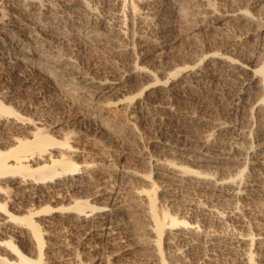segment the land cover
<instances>
[{
  "label": "bare ground",
  "instance_id": "bare-ground-1",
  "mask_svg": "<svg viewBox=\"0 0 264 264\" xmlns=\"http://www.w3.org/2000/svg\"><path fill=\"white\" fill-rule=\"evenodd\" d=\"M200 1L205 4L212 17L226 19L236 27L251 23L250 25L255 26L246 33L253 31L252 33L264 37V15L256 14L239 4L230 9H220V6L213 7L209 0ZM255 1L249 0V3L256 5ZM66 3L67 7H63L56 0H0V69L6 66L25 71L38 68L49 78L62 81V78H59L60 72L63 73L75 63L74 55L70 51L71 46L84 43L102 47L108 43V36L123 41L132 39L133 45H122L120 49H124L132 57L139 51V55L145 58L148 53H156L173 44L175 39L170 30L175 29V24L172 23L169 11L181 12L184 8H189V3L184 0H109L108 3L103 2L102 6L101 2L97 4L95 0H69ZM145 20L154 23L155 33L150 34L147 28L142 27L141 23ZM232 54L215 50L205 51L197 55L198 58L196 62L193 60V64L174 70H170L171 67L168 69L167 66L158 67L156 63L153 66H145L133 58V61L130 59L132 62L129 68L120 74L104 73L99 77L84 75V78L96 92L108 88L122 96L118 101H109V106H106L124 105L127 110L133 112L141 102L139 100H154L165 93L173 97H183L192 88L191 83L194 80L201 81L208 75L228 76L245 86H254L261 90L262 94L258 96L260 98L249 103L248 111L252 112V115L257 111L264 114V61L261 62L258 58L245 60ZM35 56H39L38 60ZM131 77H142L147 79V82L145 81L136 94L126 96ZM240 94L245 96L247 92L244 90ZM112 102L115 103L112 105ZM105 108H86L91 126L105 132L121 130L122 125L129 129L134 128L132 123L126 122L119 123V126ZM261 120L263 124L260 123V127L263 128L264 117ZM39 123L38 119L26 116L12 106L0 92V231L8 235L7 239H0V264H51L48 254L52 249H47L50 246L62 250L71 264H132L122 259L123 256L131 254L134 247L129 242L123 243L120 236V220L124 218V210L128 208L113 194L112 185L105 184V177L114 175L115 168L93 161H79L74 157L73 152H77L79 147H74L71 143L72 135L58 138L47 127L38 125ZM227 129L229 130L226 123L219 122L214 130L222 133ZM252 132L248 131L246 137H250ZM213 134L210 131L199 138L202 159L218 162L225 157L219 153H208L210 148L216 147H213L216 144H213ZM230 143L231 149L240 148L241 142ZM261 156L259 164L264 166V149ZM156 164L173 182L198 186L204 190L218 192L219 196L226 194L235 199H250L255 195L253 191L262 193L264 198V173L258 172L257 176H250L252 174L247 169L248 164L236 170L235 174L221 178L208 171L174 161H156ZM118 176L123 181L128 180L123 192L140 197L137 206H143L146 210L149 223L144 225L139 222V218L138 222L144 225L145 243L149 246L156 264H167L164 247L172 243V238L188 239L189 236L197 238L201 235H205L213 244L225 243L232 247L241 245L242 261L246 264L255 263L253 247L256 243H264V231H249L240 215L241 212L236 210L238 207L226 211L210 209L218 222L229 219L236 225L229 231L208 229L198 222L179 218L159 208L157 194L161 185L155 180L142 176L150 181L149 188H144L129 183L130 178L136 176L134 172L126 170ZM237 179H240L239 185L235 184ZM242 183L244 187L241 186ZM42 200L58 201L62 205L38 206L37 203ZM10 206H17L24 214H16ZM58 221L81 231V249L56 237L50 227ZM15 239L29 243V255L19 248ZM22 243L21 246H24ZM101 249L109 251L95 254ZM180 249L175 253L184 258L183 253L186 252L182 253L183 250Z\"/></svg>",
  "mask_w": 264,
  "mask_h": 264
},
{
  "label": "rangeland",
  "instance_id": "rangeland-1",
  "mask_svg": "<svg viewBox=\"0 0 264 264\" xmlns=\"http://www.w3.org/2000/svg\"><path fill=\"white\" fill-rule=\"evenodd\" d=\"M66 1L69 0H56L63 7H67ZM108 1L95 0L97 4L101 2L100 6L103 5V2L108 3ZM184 1L189 3L188 10L184 8L181 12L169 11V15L173 19L172 23L175 24V29L170 30L171 36H174L173 39H175L173 44L156 51L157 54L150 52L144 58L141 54V56L139 55L138 51L137 55L129 56L124 49L120 48L129 43L133 45L132 39L123 41L117 40L114 36H108V43L102 47L84 43L71 46V50H69L74 55L75 63L71 66L72 68L64 70V74L60 72L61 77L59 78H62V81L49 78L45 72L38 68L26 69V71L20 68L15 71L13 67L6 66L0 69V92L7 102H10L26 116L38 119L40 121L38 125L47 127L58 138L72 135L71 143L74 147H79L77 152H73L75 153L74 157L79 161H93L115 168L114 175L105 177V184L112 185L113 194L117 195L118 200L126 204L125 206L128 208L124 210V218L120 220V227H122L120 236L123 243L129 242L134 247L132 253L123 256L122 259L132 264L141 261L143 264H152L155 261L154 264H156V260L145 243L144 225L149 223V218L143 206H137V200L140 197L123 192V187L128 180L123 181L118 174H122L126 170L136 174L130 178L129 183L132 186L149 188L150 181L142 176H147L161 185L157 194L158 206L174 216L198 222L208 229L229 231L236 224L229 219L218 222L213 210L210 209L226 211L238 207L236 210L241 212L240 215L245 220L249 231L253 233L259 230L264 231L262 193L253 191L255 195L250 199H235L226 194L219 196L218 192L169 180L156 164V161L183 163V165L194 169L208 171L217 178L233 175L236 170L247 164V169L252 174L250 176H257L258 172L264 173V166L259 164L264 149V134L261 133L264 132V127L261 128L262 125H260V123L263 124L261 119L264 114L257 111L252 115V112L248 111L249 103L260 98L258 97L262 94L260 89L254 86H245L239 81L231 80L228 76L226 78L225 76L212 77L208 75L201 81L194 80L191 83L192 88L183 97L180 96L181 98L165 93L164 96L160 95L161 97L154 100L149 99L144 102L139 100L141 102L138 103L135 111L130 112L124 105L108 107L109 101H118L122 96L108 88L96 92L84 78V75L99 77L104 73L120 74L129 68L133 58L145 66H153L156 63L158 67L167 66L168 69L171 67L170 70H174L193 64V60L196 62L199 55L210 50L233 53L232 55L235 54L245 60L258 58L259 61H264V37L252 33L253 31L246 33L253 26L250 25L251 23L236 27L226 19H218L209 15L205 4L200 0ZM209 1L215 8L220 6V9H230L235 4H239L248 7L256 14L264 15V0H256V5L249 3V0ZM192 12L196 14L194 15ZM141 25L143 28H147L146 30H149L150 34L155 33V25L151 23V20H145ZM133 42L136 43V41ZM38 57L34 58L38 60ZM131 78L126 96L136 94L145 81L147 82V79L144 80L142 77ZM244 90L247 94L241 96L240 93ZM113 103L115 102H112V105ZM99 106H105L117 124L132 123L134 128L129 129L122 125L121 130L105 132L91 126L89 124L90 115L86 108ZM219 122L226 123L229 130L222 133L214 130L215 125ZM249 129L253 132L247 138L246 133L250 131ZM210 131L214 133L212 140H215L213 144H216L213 147H216L210 148L208 153H219L225 157L218 162L202 159L199 138L202 134ZM83 138L87 140H82ZM235 141L239 144L241 142L239 147L244 148L231 149L230 142ZM256 144L258 147L255 146ZM239 183L240 179H237L235 184L239 185ZM241 186L244 187L243 183ZM37 204L38 206L53 207L62 205L58 201L50 200H42ZM10 208H13L16 214H24L17 206H10ZM50 229L56 237L81 249V231L77 228H71L69 224H62L58 221ZM4 234L0 231V239H7L8 235ZM14 241L23 252L30 254L28 242L27 245L22 240L15 239ZM20 242H23L24 246H21ZM258 245L256 243L253 247V250L255 249L254 264H264V243ZM47 249H52L48 254L51 264H71L62 250L55 249L53 246ZM164 249L167 264H186L187 262H189L188 264H246L240 258L241 245L232 247L225 243L213 244L208 241L205 235L197 238L189 236L188 239L173 240L172 238V243L166 244ZM177 249L183 250L182 253L186 252L183 253L184 258L175 253ZM1 250L3 253L5 252L3 249ZM108 251L109 249H101L95 254L108 253ZM83 256L86 258L85 255Z\"/></svg>",
  "mask_w": 264,
  "mask_h": 264
}]
</instances>
